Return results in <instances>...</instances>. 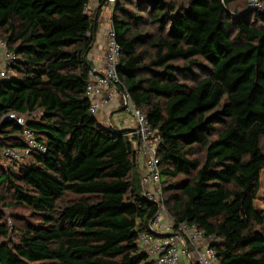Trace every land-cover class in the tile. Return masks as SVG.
Returning a JSON list of instances; mask_svg holds the SVG:
<instances>
[{"label": "trees", "instance_id": "16d2710c", "mask_svg": "<svg viewBox=\"0 0 264 264\" xmlns=\"http://www.w3.org/2000/svg\"><path fill=\"white\" fill-rule=\"evenodd\" d=\"M238 1L118 0L111 27L117 75L161 139L168 213L217 238L218 264H264V12L230 11ZM88 3L0 0V39L18 56L0 79V201L9 192L6 205L35 219L16 241L0 221V264H155L136 243L157 206L142 195L133 139L89 112L104 0L93 13ZM9 112L46 147L16 170L1 163L25 148Z\"/></svg>", "mask_w": 264, "mask_h": 264}, {"label": "built area", "instance_id": "2783aa9c", "mask_svg": "<svg viewBox=\"0 0 264 264\" xmlns=\"http://www.w3.org/2000/svg\"><path fill=\"white\" fill-rule=\"evenodd\" d=\"M118 0H104V7L113 11ZM249 9L262 10L261 0H249ZM88 3L84 11L90 13ZM105 55L102 65H94L89 71V83L85 96L89 100V112L96 117L100 109L115 98H121V108L133 120L134 127L126 129L124 135L133 139L134 162L139 175L143 197L157 206V211L150 220L147 230L137 238L139 248L155 264H218L212 245L217 238L205 235L194 224L176 222L168 213L163 197L161 163L158 157L160 136L149 126L145 114L134 104L129 93L124 89L116 69L119 62L120 48L116 42L111 21L107 24ZM18 56L0 39V79L13 74L12 66ZM7 120L24 127L22 140L24 150L6 149L3 156L17 161L32 151L45 152L44 144L37 142L34 133L25 127L24 116L9 112Z\"/></svg>", "mask_w": 264, "mask_h": 264}, {"label": "crops", "instance_id": "0c3cea01", "mask_svg": "<svg viewBox=\"0 0 264 264\" xmlns=\"http://www.w3.org/2000/svg\"><path fill=\"white\" fill-rule=\"evenodd\" d=\"M91 6H96L98 0H89ZM111 10L104 6L100 10V14L97 20V30L94 36V40L92 43V47L88 54V59L90 60L92 66L94 65H102L104 61L105 55V42H106V29L107 24L111 21ZM121 98H115L113 102L104 105L98 115L96 116L97 121L104 128L111 127L116 130H126L129 128H133V120L130 118L129 120H123L121 123L118 120L117 113L121 111ZM113 117V118H112Z\"/></svg>", "mask_w": 264, "mask_h": 264}, {"label": "rangeland", "instance_id": "374dc122", "mask_svg": "<svg viewBox=\"0 0 264 264\" xmlns=\"http://www.w3.org/2000/svg\"><path fill=\"white\" fill-rule=\"evenodd\" d=\"M248 3H249V0H239L238 2L230 5L229 10L230 11H233V10L239 11V10H243L244 8H246V6H247V8H249ZM261 3H262V11L264 12V0H261ZM95 7L96 6H92L90 13L94 12ZM117 116H118V120L121 123L125 119L126 120L130 119V116L127 113L123 112V110L119 111L117 113ZM261 146H262V149L264 151V138H262V140H261ZM27 161H28V158L24 157V158L20 159L18 162L21 164V163H25ZM1 163H2L4 168H9L12 164L13 168L15 170L17 169V166L15 167L12 160L2 159ZM184 178H186V177L184 175L180 174L176 178L173 179V182H180ZM165 179L166 178L164 176H162V181H165ZM1 192H2V194L6 195V200L0 201V213H2L1 214L2 217L0 218V221L5 222L8 225V227L11 228V232L9 233L7 239L12 240V241H16L17 237L19 236L18 230L23 228V223L25 221L35 222V219L31 213V211L28 208L19 207V206H17V207L7 206L6 204L8 202H10V193L6 192L5 190H2ZM75 198H77V197L74 195H71V194H68L65 196V200L75 199ZM0 241H2L1 238H0Z\"/></svg>", "mask_w": 264, "mask_h": 264}]
</instances>
